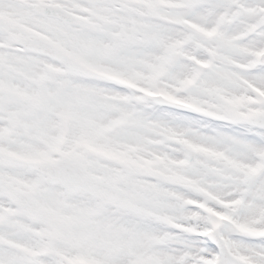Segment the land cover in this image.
Returning <instances> with one entry per match:
<instances>
[{
  "label": "snow or ice",
  "instance_id": "1",
  "mask_svg": "<svg viewBox=\"0 0 264 264\" xmlns=\"http://www.w3.org/2000/svg\"><path fill=\"white\" fill-rule=\"evenodd\" d=\"M0 264H264V0H0Z\"/></svg>",
  "mask_w": 264,
  "mask_h": 264
}]
</instances>
